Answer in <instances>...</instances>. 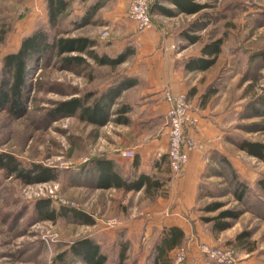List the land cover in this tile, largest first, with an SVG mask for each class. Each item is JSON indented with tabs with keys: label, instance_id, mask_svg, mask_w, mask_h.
Returning <instances> with one entry per match:
<instances>
[{
	"label": "rangeland",
	"instance_id": "rangeland-1",
	"mask_svg": "<svg viewBox=\"0 0 264 264\" xmlns=\"http://www.w3.org/2000/svg\"><path fill=\"white\" fill-rule=\"evenodd\" d=\"M91 1L71 0L68 11L52 25L46 0H0V84L5 75L4 57L18 51L23 38L36 29L45 30L50 39L96 38L100 43L98 50L110 54H116L123 43H131L133 31L126 32L124 12L116 13L120 0H105L89 24L81 28L73 26ZM195 1L206 7L198 13L186 14L175 4L161 0L173 14L153 15L152 26L175 43V49L185 60L200 56L207 42L223 38L216 65L206 72L196 90L202 91L209 81L210 90L216 88L217 93L209 96L208 105L214 117L223 116L221 140L225 155L241 177L255 187L259 174L264 173V161L248 155L239 142L242 139L264 142V66L259 60L249 62L253 51L264 48V0ZM89 62L90 66L68 69L62 57L55 54L44 52L32 57L28 60L24 88V114L12 113L7 107L0 109V153L13 155L25 166L32 163L48 166L58 175L56 180L29 183L0 168V264H64L58 256L85 236L101 243L108 255L106 264H149L148 255L158 233L144 239V232H129L125 227L127 222L147 214L143 196L138 202L131 198L126 203L124 190L96 188V174L90 163L96 157L111 155L115 149L124 150V124L117 121L116 112L123 105L122 100L112 106L110 120L103 126L82 120L78 114L56 120L49 116L59 101L74 96L92 95L89 98L92 103L121 74L123 67L98 66L90 59ZM231 179L230 171L221 166L217 157L208 160L200 203L194 210H198L200 217L214 216L229 208L241 209L243 213L225 230L224 242L198 239L197 246L208 243L232 251L237 264H264V209H255L250 202H239L231 193ZM208 191L216 196L208 195ZM43 198L51 199L55 207L84 210L96 224L86 225L70 217H60L55 222L40 220L35 207ZM213 201L224 205L208 214L200 210ZM244 231L249 235L238 240L237 236ZM124 241L129 242V248L127 259L120 263ZM188 241L183 246L189 251ZM177 252L178 248L168 264H175ZM203 258L204 262L191 259L182 264L211 263ZM75 262L85 264L77 258Z\"/></svg>",
	"mask_w": 264,
	"mask_h": 264
},
{
	"label": "trees",
	"instance_id": "trees-1",
	"mask_svg": "<svg viewBox=\"0 0 264 264\" xmlns=\"http://www.w3.org/2000/svg\"><path fill=\"white\" fill-rule=\"evenodd\" d=\"M160 1L151 0L150 10L152 18L155 14L172 16L173 10L162 5ZM166 1L175 4L180 12L186 14L198 13L206 7L195 0ZM104 3L105 0H96L89 4L79 20L73 22V26L81 28L89 24ZM70 4L71 0H46L49 22L52 25H56L59 19L68 11ZM222 46V37L207 42L202 47L200 56H193L185 60L186 71H205L214 66L222 52ZM99 47L100 43L96 38L74 36L50 39L49 33L45 30L36 29L33 33L23 38L18 51L7 54L3 59L5 75L0 84V109L7 107L12 113L24 114V88L28 75V60L32 57L42 56L44 52L55 54L62 57V62L68 69L76 66H90L89 59L98 66L116 68L126 62L136 52L135 47L132 45H128L116 54H110L108 51H99ZM258 60L264 66V48L253 51L249 57V62ZM137 83L138 79L136 77L121 73L92 103H89V98L92 95L74 96L70 99L59 101L50 111L49 116L52 120H56L62 116L78 114L82 120L103 126L110 120L111 108L116 104L117 99L124 90L135 86ZM210 89L202 96V100L212 92ZM130 111V105H121L116 111L118 114L117 121L122 124L129 123L130 118L127 113ZM255 112L258 113L259 110H255ZM239 147L247 152L248 155L264 161V142L242 139L239 142ZM217 158L221 166L226 167L231 173L233 186L231 193L233 196L241 203L250 202L255 209H264V174L257 179L256 186L253 187L241 177L226 155L218 154ZM90 163L91 169L96 174L95 187L99 189L114 187L126 190H140L144 187L146 192H151L161 188L166 183L165 179L152 177L148 174H140L135 179H126L123 166L115 159L106 156L96 157ZM0 168L5 169L10 174H15L21 180L29 183L46 182L58 178L54 169L39 163L25 166L20 160L8 153H0ZM207 194L216 196L211 191H208ZM223 205L221 201H213L201 207L200 210L208 214L220 210ZM35 209L40 220L55 222L60 217H70L86 225L96 224L95 219L86 211L67 206L55 207L49 198L38 200ZM242 213L241 209L229 208L219 211L214 216L201 215L200 218L204 223L211 224L212 231L218 233L232 227L233 222ZM247 235H249V232L244 231L237 236V239L240 240ZM185 243L186 235L181 227L176 225L165 226L148 256L149 264H168L171 259L169 256L170 252L185 245ZM128 248L129 242L124 241L120 251V263L125 262L127 259ZM69 253L71 257H67ZM75 258L85 264H106L108 261V255L103 250L101 243L90 236L76 239L70 245L68 251L60 254L57 259L64 264H76ZM211 263L216 264L215 262Z\"/></svg>",
	"mask_w": 264,
	"mask_h": 264
},
{
	"label": "crops",
	"instance_id": "crops-1",
	"mask_svg": "<svg viewBox=\"0 0 264 264\" xmlns=\"http://www.w3.org/2000/svg\"><path fill=\"white\" fill-rule=\"evenodd\" d=\"M94 1L96 0L91 3ZM128 1L130 0H120L116 13L124 12L125 29L126 32L133 31L131 37L133 41L123 43L118 52L128 45L135 47V54L121 64L123 66L121 73L136 77L138 83L124 90L117 100L121 99L123 104L131 106V111L127 113L130 121L124 124V150H132L134 156H123L118 152L123 148L115 149L114 153L105 156L115 159L123 166L126 179H135L140 174H148L165 179L166 183L151 192H146L144 187L140 190L114 187L109 189L124 190L126 203L131 198L138 202L143 196L145 204L148 205L144 217L127 222L125 227L129 228V232L133 230L137 233L144 232L143 238L147 239L157 233L159 236L165 226H179L184 230L186 240H189H187L190 247L187 262L189 263L191 259L204 262L196 240L218 244L224 242L225 234L224 230L216 235L208 223L200 220L198 210H194L200 203V187L208 160L217 157L218 154L225 155L224 140H221L224 139L223 116L214 117L208 105L209 96L216 94L217 90L213 87L215 90L209 92L204 100L202 96L211 88L209 87L211 81L202 91L196 90L205 79L206 72L216 64L205 71H186L185 59L175 49V43L165 38L160 29L152 26L139 30L137 22L129 18ZM167 87L175 93H186L191 105L186 131L194 139L196 146L189 152V160L181 175H174L171 172L168 161L169 104L163 93ZM261 175L262 173L259 177ZM175 250L170 252V257Z\"/></svg>",
	"mask_w": 264,
	"mask_h": 264
},
{
	"label": "built area",
	"instance_id": "built-area-1",
	"mask_svg": "<svg viewBox=\"0 0 264 264\" xmlns=\"http://www.w3.org/2000/svg\"><path fill=\"white\" fill-rule=\"evenodd\" d=\"M151 0H133L129 6L128 16L137 22L139 30L152 26ZM164 97L169 104L167 111V124L169 127V167L173 174L181 175L189 160V152L195 148L194 139L187 134L186 126L190 120L191 107L188 95L184 92L175 93L170 88H165ZM125 157H133L132 150L119 151ZM201 254L216 264H237L232 251L224 250L209 245L200 244ZM188 248L180 246L175 256V264H182L188 257Z\"/></svg>",
	"mask_w": 264,
	"mask_h": 264
}]
</instances>
